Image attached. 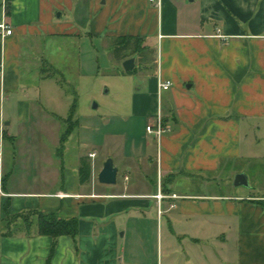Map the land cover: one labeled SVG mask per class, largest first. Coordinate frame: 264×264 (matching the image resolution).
I'll return each mask as SVG.
<instances>
[{
  "label": "crops",
  "instance_id": "0c3cea01",
  "mask_svg": "<svg viewBox=\"0 0 264 264\" xmlns=\"http://www.w3.org/2000/svg\"><path fill=\"white\" fill-rule=\"evenodd\" d=\"M4 4L13 33H0V264H264V188L220 178H231L236 161L264 158L254 134L264 129V0H0V17ZM127 36L158 45L156 70L132 92L129 114L145 133L158 114L172 129L133 144L119 160L122 184L118 175L104 184L106 158L99 164L96 150L84 151L86 137L66 160L75 99L38 65L36 47ZM64 51L47 61L64 64ZM50 80L56 88L38 84ZM35 210L77 217V243L1 235L7 214ZM153 219L157 260L145 247L138 259L135 239Z\"/></svg>",
  "mask_w": 264,
  "mask_h": 264
},
{
  "label": "rangeland",
  "instance_id": "374dc122",
  "mask_svg": "<svg viewBox=\"0 0 264 264\" xmlns=\"http://www.w3.org/2000/svg\"><path fill=\"white\" fill-rule=\"evenodd\" d=\"M74 41L72 40L69 46L40 43L36 47V54L41 58L38 65L53 73L64 85L71 99H76L75 115L64 125L66 129L72 128V136L67 143L66 160L69 164L70 160L77 155L80 150L79 144L80 142L82 144L86 137L84 151L89 153L96 150L98 156L94 161L100 164L105 158L106 160L112 158L118 164V185H121L126 167L121 162L119 163L120 157L129 152L133 144L146 141L148 137H151L147 131L145 133L144 125L136 122L130 116L129 110L132 92L137 90L147 76L156 70L158 45L156 42L153 46L148 47L143 52V60L140 59V54H135L133 57L136 58V70L127 73L123 65L125 59H120L116 55L114 42L109 41V43L97 38L92 40L84 38L78 44ZM60 48H64V52L67 50L66 55L69 53L71 57L69 60L66 58L67 62L64 64L62 61L55 60L56 66H53L47 59H50V52L55 53ZM130 52L128 53L130 54ZM35 67L36 65H34ZM38 84L41 88H46L49 85L57 87L54 80ZM73 120H77L78 123L75 124ZM154 121L155 118L151 122ZM254 134L260 138L259 150L264 149V129H259ZM129 158L130 160L126 161L133 162V171H135L137 166L132 156L129 155ZM135 161L137 163V160ZM85 162H89L87 157L81 159V166ZM70 166L74 167L73 164ZM232 166L234 167L231 169V178L226 179L225 175H220L222 180L234 183L237 175L235 170L243 169L248 173L251 184H259L264 188L263 157L236 161ZM153 220L147 236L144 239H135L139 242V248L136 249L139 252L136 255L138 259L143 258V248L145 247L144 250L147 248L148 257L157 260L158 227L157 220L155 219L154 222Z\"/></svg>",
  "mask_w": 264,
  "mask_h": 264
},
{
  "label": "trees",
  "instance_id": "16d2710c",
  "mask_svg": "<svg viewBox=\"0 0 264 264\" xmlns=\"http://www.w3.org/2000/svg\"><path fill=\"white\" fill-rule=\"evenodd\" d=\"M116 44V55L120 59L133 57L135 54H140V59L143 60V52L147 47L143 44L141 37H115L111 40ZM129 51L130 54L128 53ZM136 70L127 71L132 73ZM76 99L72 104L71 114L76 111ZM72 132L71 129H66L62 135V141H65ZM91 165L85 162L81 166V180L86 181L90 178ZM1 235L15 236L20 234L32 235L34 232L41 235H49L54 238V241L62 235H71L77 243L79 235V219L77 217L63 219L58 218L54 213H44L41 211H26L17 214H7L2 219ZM55 245V244H54Z\"/></svg>",
  "mask_w": 264,
  "mask_h": 264
},
{
  "label": "built area",
  "instance_id": "2783aa9c",
  "mask_svg": "<svg viewBox=\"0 0 264 264\" xmlns=\"http://www.w3.org/2000/svg\"><path fill=\"white\" fill-rule=\"evenodd\" d=\"M152 2H155L158 6L160 5V0H151ZM7 13H8V7L6 4L3 5V13L0 17V33L3 36L11 35L13 33L12 26L7 21ZM171 81H162L160 86L163 89H168L171 86ZM171 127L165 122L163 116L161 114L156 115L155 121L150 122L146 126V131L150 135H154L158 141H160L162 135L166 132L171 131ZM2 131V130H1ZM3 151V134L1 133L0 136V161L2 160V152ZM94 155V154H91ZM158 199H161L165 197L164 194L159 192L157 195Z\"/></svg>",
  "mask_w": 264,
  "mask_h": 264
},
{
  "label": "water",
  "instance_id": "95a60500",
  "mask_svg": "<svg viewBox=\"0 0 264 264\" xmlns=\"http://www.w3.org/2000/svg\"><path fill=\"white\" fill-rule=\"evenodd\" d=\"M124 70L125 71H132L135 68V58L130 57L125 59L124 63ZM95 106H97L95 104ZM117 175H118V167L114 165V160L112 158H108L102 170L99 173V181L104 184H115L117 182ZM234 184L236 186L239 185H249L248 176L245 173H238L235 177Z\"/></svg>",
  "mask_w": 264,
  "mask_h": 264
}]
</instances>
